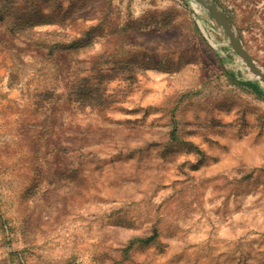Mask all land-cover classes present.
Listing matches in <instances>:
<instances>
[{
    "label": "rangeland",
    "instance_id": "rangeland-1",
    "mask_svg": "<svg viewBox=\"0 0 264 264\" xmlns=\"http://www.w3.org/2000/svg\"><path fill=\"white\" fill-rule=\"evenodd\" d=\"M0 264H264V81L202 5L0 0Z\"/></svg>",
    "mask_w": 264,
    "mask_h": 264
},
{
    "label": "water",
    "instance_id": "water-1",
    "mask_svg": "<svg viewBox=\"0 0 264 264\" xmlns=\"http://www.w3.org/2000/svg\"><path fill=\"white\" fill-rule=\"evenodd\" d=\"M195 1L202 5L219 23L232 48L241 57L249 70L264 81V70L255 63L249 51L244 47L228 15L218 6L214 0Z\"/></svg>",
    "mask_w": 264,
    "mask_h": 264
},
{
    "label": "trees",
    "instance_id": "trees-1",
    "mask_svg": "<svg viewBox=\"0 0 264 264\" xmlns=\"http://www.w3.org/2000/svg\"><path fill=\"white\" fill-rule=\"evenodd\" d=\"M244 84L249 85L252 89H255L256 90V87H255V85L252 82L245 81Z\"/></svg>",
    "mask_w": 264,
    "mask_h": 264
},
{
    "label": "bare ground",
    "instance_id": "bare-ground-1",
    "mask_svg": "<svg viewBox=\"0 0 264 264\" xmlns=\"http://www.w3.org/2000/svg\"><path fill=\"white\" fill-rule=\"evenodd\" d=\"M256 76V75H255ZM256 77H258V76H256Z\"/></svg>",
    "mask_w": 264,
    "mask_h": 264
}]
</instances>
